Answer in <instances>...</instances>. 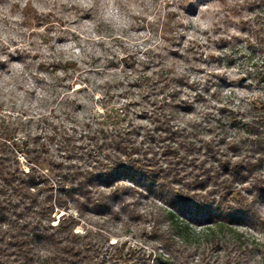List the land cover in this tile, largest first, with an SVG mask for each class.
I'll return each instance as SVG.
<instances>
[{
  "label": "trees",
  "instance_id": "1",
  "mask_svg": "<svg viewBox=\"0 0 264 264\" xmlns=\"http://www.w3.org/2000/svg\"><path fill=\"white\" fill-rule=\"evenodd\" d=\"M22 11L21 23L32 29L50 31L56 25L51 13L30 3ZM167 14L164 37L172 41L177 25L170 26L175 16L171 11ZM244 23L255 32L259 53L264 55L262 25ZM233 39L238 38L220 36L217 42L223 45ZM245 41L247 47H256L249 37ZM174 42L166 46L170 63L159 44L158 50L124 51L118 60L108 59L109 70L103 67L98 73L122 77L98 85L104 89L99 100L106 109L98 116L78 120L82 103L76 93L82 87L74 90V96L68 92L56 96L59 105L69 106L64 113L72 124L67 129L60 123L61 132L46 113L36 120L24 113H0V264H182L175 239L183 243L189 238L187 221L193 220L208 225L206 247L195 248L193 253L198 252L200 259L193 264H209L207 251L229 249L231 242L236 246L224 264H242L240 257L245 258L251 247L242 249L245 237L236 225L262 224L256 209L264 203V99L248 102L246 110L219 101L195 115L196 104L206 97L199 92V82L191 83L187 72L176 71L177 57L190 47L183 52ZM0 50L7 55L0 58V67L9 57L23 60L27 53L24 49L12 53L5 44ZM38 65L50 76L63 71L53 77L66 88L70 85L64 82L73 78L70 68L80 71L78 78L84 76L86 82L85 75L92 71L75 60L53 58ZM186 89L195 92L191 99L182 96ZM219 92L214 90L212 96ZM55 112L51 109L52 115ZM43 124L48 126L42 129ZM51 144H56L54 152ZM138 192L165 204L158 206L157 213H148L152 229L144 231L166 250L165 256L155 255L156 262H151L152 252L126 240L111 244L103 232L75 231L80 220L69 213L71 209L82 218L120 217L128 209L141 220L145 213L126 198ZM59 210L65 212L57 224L49 223ZM252 214L256 217L249 218ZM161 221L168 228L159 232ZM260 251L258 264H264V248Z\"/></svg>",
  "mask_w": 264,
  "mask_h": 264
},
{
  "label": "rangeland",
  "instance_id": "2",
  "mask_svg": "<svg viewBox=\"0 0 264 264\" xmlns=\"http://www.w3.org/2000/svg\"><path fill=\"white\" fill-rule=\"evenodd\" d=\"M254 1V5L247 4ZM29 3L39 11L53 15L56 25L50 31H46L45 27L32 29L21 23L22 9ZM168 11L175 16L170 26L177 25L172 30V35H175L173 46L183 52L184 48L190 47L186 54L177 57L175 69L179 73L187 72L191 83L199 82V92L206 97V101L196 104L195 115H202L207 111L206 106L217 105L219 101H227L235 107L243 106L246 110L248 102L264 99V55L259 53L255 32L244 23L260 24L264 29V0H0V44L7 45L8 51L12 53L15 49L27 51L23 60H11L9 57L6 66L0 67V113H24L34 120L46 113L61 132L60 123L67 129L72 124L64 113V109L69 106L59 105L56 96L62 97L63 92L72 96L76 88L82 87L83 90L76 93L82 103L77 112L78 120L90 119L95 114L98 116L106 110L99 100L104 89L97 88L98 85L106 79L122 77L98 73L97 70L107 66L108 59L118 60L124 51L136 52L149 47L158 50L155 47L159 44L171 62L166 46L172 41L164 37L168 36L164 31L169 18ZM220 36L228 39L236 36L238 39L221 45L217 42ZM247 37L255 43V48L247 47ZM230 57H233L232 61ZM0 58H7L1 50ZM53 58L75 60L80 67L91 69L90 74L85 75L87 82L84 76L78 78L80 71L70 68L68 74L73 78L64 82L70 87L58 85L55 79L57 73H53V77L38 68L39 61ZM120 67H123L122 63ZM106 68L109 70V67ZM36 72H39L38 75ZM58 74L62 75L63 71L59 70ZM39 77H43L44 81L39 80ZM216 89L220 90L215 96L217 98L212 96ZM194 94V91L186 89L182 96L191 99ZM114 105L118 107L120 104ZM53 108H56L55 115L51 113ZM46 125L43 124L42 129ZM50 128L53 129V126ZM50 147L54 152L56 144ZM20 158L22 166L27 168L22 154ZM126 198L129 202L134 201L131 206L145 213L141 220L137 215L132 216L128 209L126 212L122 210L120 217L87 214L83 218L77 210L71 209L69 213L80 220L75 231L103 232L111 244L126 240L131 246L144 247L152 252L151 262H156L155 255L163 253L165 256L166 250L144 231L145 227L147 231L152 226V218L150 220L148 213H157L158 206L165 207V204L153 196L144 197L139 192L134 198L130 193ZM116 207L120 209L117 204ZM256 210L262 219L261 225L252 226L249 222L236 225L237 232L245 237L242 249L251 247L245 258L240 257L242 264H258L260 250L264 248V203H260ZM64 212L57 211L49 223L57 224ZM248 216L256 217L254 214ZM187 223L191 230L189 238L180 243L177 237L175 242L180 249L178 255L183 259L182 264H193L200 259L198 252L193 253L195 248L201 250L206 247L205 230L208 225L199 220ZM167 224L161 221L157 226L159 232L165 231ZM156 244L158 248L154 247ZM234 246L236 244L231 242L229 249L221 247L208 250L206 261L209 264H224L225 257L233 252Z\"/></svg>",
  "mask_w": 264,
  "mask_h": 264
}]
</instances>
